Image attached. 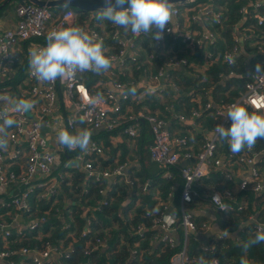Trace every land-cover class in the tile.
<instances>
[{"label": "trees", "instance_id": "16d2710c", "mask_svg": "<svg viewBox=\"0 0 264 264\" xmlns=\"http://www.w3.org/2000/svg\"><path fill=\"white\" fill-rule=\"evenodd\" d=\"M8 1L0 0V13L13 3L10 1L6 4ZM256 1L261 0H195L185 6H175L181 12L195 7L211 8L219 17H204L202 23L194 27L210 30L215 41H203L200 47L195 48L184 37L167 35L165 29L163 38L159 39L160 50L154 48L157 40L153 33L135 37L130 31L98 19L99 11L81 12L70 8L49 10L54 15L51 24H55L66 10H73L74 24L66 28L81 27L96 31L103 38L108 56H116L122 51L121 39H133L138 48L135 60L128 57L121 69L111 66L99 74L91 72L82 78V82L92 93L101 97L106 95L111 84L124 85L129 100L122 102L121 117L143 113L165 121L172 137L187 139V145L181 149L197 155L203 151L206 137L212 135L213 129L221 123V116L216 113L217 107L237 102L246 91L249 75L258 74L256 66L259 64L264 70V24L260 26L258 23V18L264 16V6L259 10L249 9L247 15L241 12L243 6ZM177 21L182 28L185 26L184 18L180 17ZM167 26L174 24L171 22ZM235 39L239 40L240 52L235 63L230 65L224 61V55L234 48ZM41 43V39H32L17 45L13 66L18 73L0 83V94L4 86L10 87V96L29 91L33 85L27 75L29 47ZM207 54L213 55V61L212 66L204 70ZM171 60H185L188 64L180 71L170 72L165 82L166 88L156 90L138 85L142 80H153L161 66ZM171 83H175L176 89L171 87ZM132 88L136 89L135 94L131 92ZM33 101L35 107L40 103L39 99ZM209 102L213 107L206 109ZM241 106L249 113H255L250 107ZM196 110L201 111L202 115L194 120V124L177 118L182 115L191 121ZM231 123L226 128H230ZM2 124L3 121H0ZM140 125L142 134L138 138L123 136L122 142L114 148L110 138L121 133L122 129L112 133L102 130L95 134L89 125L77 123L74 133L81 129L89 130L91 140L97 141L104 149V156L88 158L93 169L114 173L116 169L137 161L139 168L132 165L128 171L134 185L128 184L126 174L115 177L110 185L109 180L101 176L88 178L81 168L66 166L77 151L67 149V153L62 152V164L52 172L57 185L54 193L50 195L48 191L52 183L37 187L28 200L30 209L25 212L16 205L0 207V227L12 225L23 214L20 227L10 231L7 241H0L3 251L17 252L10 261L22 257L23 249L43 252L51 246L55 249L56 259L47 264H174L173 257L183 250L185 243L182 223L179 220L176 226L174 241H160L163 232L155 228V220L163 216L170 194L174 196L172 205L181 219L182 165L168 168L153 162L150 157V147L154 142L151 127L145 119L140 120ZM14 131L15 125L7 128V136ZM250 152L245 149L233 154L228 142L218 138L212 162L215 165V161L220 159L223 165H215L208 177L194 184L198 196H193L192 201L185 205V210L194 214L192 220L196 225V234H190L186 244L190 264H198L200 256L208 262L216 259L219 264H241L242 259L247 264H264V242L247 250L243 246L255 236L258 225H264V191H255V181L249 182L243 190L236 192L235 189V174L239 169H248L241 158ZM252 153L262 155L255 167L262 174L264 183V139L257 140ZM28 157L27 145L23 144L20 157L9 160L7 155L4 166L19 177L25 172ZM168 173L172 175L166 176ZM49 180L47 178L45 182ZM149 182L151 186L147 189ZM21 185L13 184L6 191H0V199L8 202L14 200L15 196L27 190ZM215 193L222 197L227 205L226 210L217 209L212 203L211 197ZM207 212L215 216L218 230L214 228L212 231L216 232L213 235L201 239L200 233H206L204 225H213L209 215L203 214ZM34 223H38V226L31 229ZM218 231L223 232L222 238H219ZM99 244L105 247L94 249ZM67 253H70L69 258L65 257ZM28 260L33 264L30 258Z\"/></svg>", "mask_w": 264, "mask_h": 264}, {"label": "built area", "instance_id": "2783aa9c", "mask_svg": "<svg viewBox=\"0 0 264 264\" xmlns=\"http://www.w3.org/2000/svg\"><path fill=\"white\" fill-rule=\"evenodd\" d=\"M263 6L264 0L251 2L249 6H243L241 12L247 15L249 9L259 10ZM16 14L19 17L16 27L3 32L0 31V83L6 82L10 76L14 77L18 73V69H15L13 66V58L17 53L16 47L19 43L32 39H41L43 43L34 47L33 50L45 47L47 37L53 31L65 29L73 25L75 21L74 11L66 10L61 14L55 24H51L54 16L53 13L48 8L30 3H16ZM207 16L219 17L211 8L195 7L181 12L179 8L174 7L172 18L174 26H167L166 34L175 35V37H184V40L195 48L200 47L203 41L213 43L215 36L210 30H198L194 27L198 23H202L204 17ZM180 17L186 20L183 28L182 24L177 21ZM258 23L260 26L264 24V16L258 18ZM85 31L92 35L94 39L103 40L96 31ZM134 35L135 37L137 36L136 34ZM235 42L236 45L234 48L224 55V61L230 65L235 63L237 54L240 52L239 40L235 39ZM120 43L123 45L122 51L116 56H110L113 57L111 66L119 69L124 67L128 57L135 60L138 55V48L133 39H121ZM154 48L160 50V40L155 42ZM212 61L213 55L207 54L203 69H209L212 66ZM187 64L185 60H171L169 63L161 66L153 80H142L138 85L156 90L166 88L167 84L165 82L170 72L175 70L180 71ZM91 72L93 71L76 72L73 75L63 79H57L54 82H42L36 77L29 62L27 75L33 82L29 91H24L17 96H10L8 93L10 87L4 86L1 88L0 121H3V116L7 115L13 118L16 123L14 124L15 131L10 133L6 138L7 150H0V191H6L10 185H19L20 183L27 187V190L15 196V199L10 202L0 199V207L16 205L21 211H28L30 209L28 200L32 192L37 187H45L49 183L56 181V178L52 177V172L62 164L61 153H67L68 149L60 145L58 141V135L61 130H66L74 135L77 123H85L91 127V131L105 130L112 133L118 129H122V132L115 136V139L117 138L118 140L123 139V136L138 138L142 134L140 120L145 119L149 123L154 136L153 145L150 147L151 160L168 168H174L181 164V178L184 181L180 201L181 219H179L175 211L174 213H164L161 218L155 220V228L160 227L164 233L161 241H166L167 239L174 241L175 238L171 235L175 232L179 220L181 221L184 228L185 243L183 250L173 257V263L190 264V260L186 256V244L188 236L190 234H196V225L192 220L193 213L186 211L185 205L192 201L193 196H198L197 191L194 189V184L208 177L215 165H223L220 159L215 161V165L212 162V158L216 152V142L219 138L218 134L213 132L212 135L207 136L203 151L197 155L184 151L181 148L187 145V139L178 136L172 137L169 126L165 121L155 117L145 116L143 113L128 118L120 116L122 102L129 100V95L124 85L118 83L112 84L113 86L109 87V90L103 97L92 93L87 85L82 82V78ZM230 75L234 76V73ZM248 78L249 80L245 85L246 91L240 96L237 102L227 106L217 107L216 109L217 115L221 116L220 124L225 128L231 121L226 115L233 104L248 106L255 113L264 115V75L252 74ZM171 87L176 89L175 83H171ZM21 99L29 101L39 99L40 103L37 107L33 106L27 112H15L14 105ZM212 107L211 102L206 104V109ZM201 115L202 112L196 110L193 112L191 121L182 115L177 116V118L182 122H191V124H194V120L200 118ZM46 128L48 129L47 132L44 130ZM23 144L27 145L29 157L24 174L18 177L15 173L6 170L4 162L6 161L7 155L9 156V160L18 159L21 155ZM79 150L78 148L71 150L77 151V153L69 160L66 166L81 168L87 174L88 178L101 176L106 179H113L125 174L127 165L116 169L114 173H103L93 169L88 158L94 155H105L102 145L97 141L91 140L86 151ZM249 151H251L249 155L241 158V162L248 166L249 176L240 183L239 188L243 190L249 182L255 181V191L262 193L264 191L262 174L255 167L257 161L260 160L258 159L260 155L252 153V149ZM227 176L233 178L230 174H227ZM47 178H50V180L44 182ZM217 194L212 195V203L217 209L226 210L227 205L221 196V199L213 201V197ZM37 226L38 223H34L31 225V229H35ZM4 227L6 226H1L0 230ZM204 227L206 233H200V235H206L211 229L209 224H205ZM87 232L89 233V229ZM9 235L10 232H5L0 241H7ZM222 236L220 234L219 238H222ZM100 247L105 246L99 244L94 249ZM54 251L55 249L51 246H48L43 252L23 249L21 255L22 257L30 258L33 264H47L52 262ZM70 253H67L65 257L69 258ZM15 255H17L15 251H3L0 248L1 259L10 260ZM209 264H219V262L214 259Z\"/></svg>", "mask_w": 264, "mask_h": 264}, {"label": "clouds", "instance_id": "9594fccd", "mask_svg": "<svg viewBox=\"0 0 264 264\" xmlns=\"http://www.w3.org/2000/svg\"><path fill=\"white\" fill-rule=\"evenodd\" d=\"M105 7L98 12V19L107 20L115 26L133 34L153 33L156 40L163 38L166 26L172 22L174 3L171 0H103ZM70 0L62 5L67 8ZM127 6V7H125ZM155 30V31H154ZM108 49L103 41L94 39L81 27H69L53 31L47 37L45 47L34 49L30 53V65L36 77L42 82H54L76 72L93 71L97 74L111 67L113 57L106 55ZM258 75L264 70L258 64ZM131 92L135 94L136 89ZM34 101L19 100L14 105L15 112H27L34 106ZM226 117L231 120V127L217 124L213 129L218 136L226 140L229 150L238 154L245 149L251 150L258 139H264V115L249 113L240 105L233 104ZM16 121L7 115L3 116L0 125V150H7L6 129ZM92 133L87 129L78 130L74 135L61 130L58 135L60 145L70 150L86 151L91 142ZM221 199L217 194L213 201ZM227 232V231H225ZM264 242V225L258 226L255 236L244 243V248ZM198 264H209L203 257H198ZM241 264H247L241 260Z\"/></svg>", "mask_w": 264, "mask_h": 264}, {"label": "crops", "instance_id": "0c3cea01", "mask_svg": "<svg viewBox=\"0 0 264 264\" xmlns=\"http://www.w3.org/2000/svg\"><path fill=\"white\" fill-rule=\"evenodd\" d=\"M13 3L12 4V7H13V11L9 12V13H5V12H2L0 13V31L3 32L5 30H10V29H14L19 21V17L18 15L16 14V3L20 2V0H12ZM15 2V3H14ZM5 13V14H4ZM37 45H32L29 47V53H31V51L33 50L34 47H36ZM111 86V85H110ZM45 132L48 131V129H44ZM99 131H94V133H98ZM111 141L113 142V147L116 148L117 145L119 143L122 142V138L120 140H118L117 138L115 139L114 138H110ZM111 150V149H110ZM133 166L135 165L136 167L139 168L140 166V163L139 162H135L134 164H132ZM132 165H127V169L125 171V174H126V179H127V182L130 186L134 185V182L132 181L131 177L129 176L128 174V171L131 169V166ZM79 168V167H78ZM171 173H168L166 174L167 175H170ZM249 176V172L248 170H243V169H239V171L235 174V179H236V182H237V186L235 187L236 189V192L237 191H240V183L238 182L240 179H246L248 178ZM109 180V185L112 183V178L108 179ZM45 182V181H44ZM56 181H53L52 182V185L48 188V191L50 193V195L52 193H54V190L56 189ZM151 186V182H149V184L146 186L147 189H149V187ZM145 192H147V190L145 189L144 190ZM174 200V196L173 194H170V197L168 199V203L166 204V206L164 207V213L165 214H168V213H174V206L172 205V202ZM209 214V212H207ZM22 216L23 217V214H20L17 218H16V221H14V223L12 224V226H14V229L17 228V227H20L21 223L19 222V217ZM212 220H213V225L211 226L210 225V230L207 234L211 233L212 230L215 228V216L212 214H210L209 216ZM5 232H2L0 230V239L4 236ZM220 234H223V232H219L218 235L220 236ZM164 235V233L162 234ZM172 237L176 238V230L175 232H173V234L171 235ZM162 239H160L161 241ZM156 245V244H155ZM55 254V255H54ZM29 258L28 257H20L18 259H15V261L11 262L9 259H1L0 258V264H31V262L28 260ZM56 259V253H53V257H52V260L55 261Z\"/></svg>", "mask_w": 264, "mask_h": 264}, {"label": "water", "instance_id": "95a60500", "mask_svg": "<svg viewBox=\"0 0 264 264\" xmlns=\"http://www.w3.org/2000/svg\"><path fill=\"white\" fill-rule=\"evenodd\" d=\"M10 1L12 0H9L6 4H8ZM193 1L195 0H171V2L174 3V7L175 6H185ZM19 3H30V4L40 6V7H45L48 9H66L65 7L62 6L65 3V0H20ZM104 7L105 5H104L103 0H70V3L67 8L74 9V10L81 11V12H96V11H101ZM247 73L249 74V71H247ZM111 86L113 85L111 84ZM261 157L262 155H260L258 159H260ZM243 181L244 179H240L238 182L242 183ZM203 214L210 216V214L208 213H203ZM19 222L20 223L23 222L22 216L19 217ZM215 228L217 231L218 227L216 225H215ZM13 229H14V226L10 225V226L4 227L3 229H1V231L10 232ZM157 229L161 230L160 227ZM216 231H212L211 233L206 234V235H200V238L206 239L207 237L213 235V233Z\"/></svg>", "mask_w": 264, "mask_h": 264}, {"label": "rangeland", "instance_id": "374dc122", "mask_svg": "<svg viewBox=\"0 0 264 264\" xmlns=\"http://www.w3.org/2000/svg\"><path fill=\"white\" fill-rule=\"evenodd\" d=\"M11 11H13L12 4H11L8 8H6L3 12H5V13H9V12H11ZM5 13H4V14H5Z\"/></svg>", "mask_w": 264, "mask_h": 264}]
</instances>
